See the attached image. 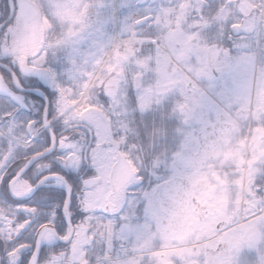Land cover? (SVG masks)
Here are the masks:
<instances>
[{
	"label": "snow or ice",
	"instance_id": "1",
	"mask_svg": "<svg viewBox=\"0 0 264 264\" xmlns=\"http://www.w3.org/2000/svg\"><path fill=\"white\" fill-rule=\"evenodd\" d=\"M0 264H264V0H0Z\"/></svg>",
	"mask_w": 264,
	"mask_h": 264
}]
</instances>
